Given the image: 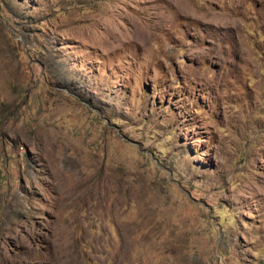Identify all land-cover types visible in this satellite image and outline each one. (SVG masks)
I'll return each mask as SVG.
<instances>
[{"label":"rangeland","instance_id":"1","mask_svg":"<svg viewBox=\"0 0 264 264\" xmlns=\"http://www.w3.org/2000/svg\"><path fill=\"white\" fill-rule=\"evenodd\" d=\"M0 264H264V0H0Z\"/></svg>","mask_w":264,"mask_h":264}]
</instances>
